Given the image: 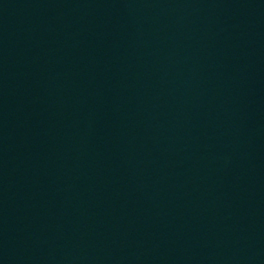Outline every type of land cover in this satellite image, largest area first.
I'll return each mask as SVG.
<instances>
[{"label":"water","instance_id":"water-1","mask_svg":"<svg viewBox=\"0 0 264 264\" xmlns=\"http://www.w3.org/2000/svg\"><path fill=\"white\" fill-rule=\"evenodd\" d=\"M0 264H264V0H0Z\"/></svg>","mask_w":264,"mask_h":264}]
</instances>
